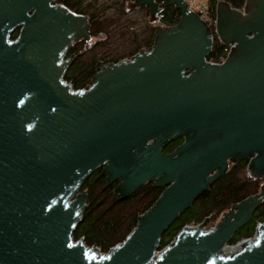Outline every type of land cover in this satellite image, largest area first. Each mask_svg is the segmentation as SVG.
Segmentation results:
<instances>
[{
  "label": "water",
  "instance_id": "1",
  "mask_svg": "<svg viewBox=\"0 0 264 264\" xmlns=\"http://www.w3.org/2000/svg\"><path fill=\"white\" fill-rule=\"evenodd\" d=\"M162 5L179 10V23L158 24L149 51L101 64L83 92L62 78L71 43L97 40L88 17L55 0H0V264H264V224L255 241L221 252L264 202V183L214 230L201 233L206 219L159 248L229 161L256 154L248 174L264 178V0L218 3V37L234 43L221 65L206 60L207 24L183 0ZM134 6L152 17L160 8L155 0ZM183 135L162 152L164 141ZM98 168L121 199L146 182L162 188L126 239L100 257L82 238L72 241L86 209L81 186Z\"/></svg>",
  "mask_w": 264,
  "mask_h": 264
},
{
  "label": "trees",
  "instance_id": "2",
  "mask_svg": "<svg viewBox=\"0 0 264 264\" xmlns=\"http://www.w3.org/2000/svg\"><path fill=\"white\" fill-rule=\"evenodd\" d=\"M205 1L206 10L212 16L220 1L227 2L233 8H242L245 2V0ZM55 2L66 5L77 14L86 15L89 22L88 34L97 37L91 45L81 39L71 46L70 52L75 54V58L63 78L75 89L87 86L101 64L123 61L126 55H134L144 46L153 45L157 26L146 24L142 27L136 22L137 12L141 11L142 17L150 16L147 6H132L131 13H127L125 3H132V0H55ZM156 18L158 23L169 27L179 23L180 12L174 5H167L159 9ZM131 22L137 23L136 26L131 25ZM16 32L17 30L11 36L14 37ZM127 33L131 36L129 45L124 43L127 47L115 50L117 44L115 41L112 42L113 37H123ZM223 47L224 43L215 37L208 57L220 53ZM82 48L84 50L80 52ZM180 142L181 140L177 144ZM246 162V159L233 160L228 169L193 200L189 208L181 211L162 235L159 248L167 245L185 224L215 219L232 204L257 193L260 179L245 172ZM81 189L85 190L87 205L75 226L72 237L75 240L82 238L84 244L96 245L102 252L123 242L137 225L138 217L154 205L162 192V188L154 186L153 182H146L131 196L121 199L115 190V184L104 189V180L97 179L96 176L84 182ZM258 221H264V202L254 213L253 219L237 231L228 244H234L241 238L250 236Z\"/></svg>",
  "mask_w": 264,
  "mask_h": 264
},
{
  "label": "built area",
  "instance_id": "3",
  "mask_svg": "<svg viewBox=\"0 0 264 264\" xmlns=\"http://www.w3.org/2000/svg\"><path fill=\"white\" fill-rule=\"evenodd\" d=\"M183 2H185V4H186L187 12L196 13L207 24V26L211 30V44H212V41H213V39L215 37L219 38L218 37V34H217V16H216V10H215V14L213 16L210 15L209 12L206 10V1L205 0H183ZM18 36H19V29H17L16 35L14 37H12L11 35L8 37V41L9 42H14V41H16L18 39ZM72 44H73V42L71 43V46H72ZM233 45H234V43L224 44V47H223V49H222V51L220 53H218L214 57H208L207 56L206 60L208 62H210V63L217 64V65L223 64L224 61L227 59V57L229 55V51L231 50V48L233 47ZM150 49H148L147 51H149ZM74 56H75L74 53H67L66 56H65V58H69L70 57L71 59H73ZM130 59H127V60H130ZM188 74H189V72H187L185 75H188ZM62 81L64 83H66V84H69L70 87H71V90H73V91L81 90V91L84 92V91H86L88 89L89 84H90L89 83L87 86H85V87H83L81 89H75V88H73L72 84L70 82H68L67 80H65L64 78H62ZM185 140H186V135H183V137L181 138V142L180 143L184 142ZM179 144H177L175 147H173L172 150H174ZM255 155L256 154H253L252 156H250L249 158L246 159L247 160V162H246V171H247V173H248V163L250 162V160ZM85 202L86 201L84 200L83 205H82V207L80 209H82L83 206H86V203ZM228 210L229 209H227L224 212H222L217 218H215V223L211 224L208 227L205 226V223L207 222L206 219H205L206 221L203 220V221H205L203 224H201L203 222V221H201L200 223H197L195 225L185 224L183 227H186V229L188 231H190V230H195L201 224V226H200L201 227V233L205 234V233L210 232V231H212V230H214L216 228V226L218 225V223L221 221L222 217L224 216V214ZM262 224H264V221L263 222H260V221L256 222L255 225H254L253 233L250 236L241 238L240 240L237 241V243L235 245L241 244L243 246V245H245L248 242L255 241L256 238L259 236V233H260L259 230H256V228L259 227V226H261ZM78 240H80V238ZM174 240H175V238H174ZM72 241L75 242L77 240H74L73 237H72ZM173 241H171L170 243H172ZM82 242H83V240H82ZM83 244H84V242H83ZM84 245H85L86 249H90L91 252L93 250H95V249H98L97 257L106 256L109 253V251L114 247L113 246V247L109 248L108 251L102 252L101 249L98 246H96V245H90V246H88L86 244H84ZM221 252H222V250H221Z\"/></svg>",
  "mask_w": 264,
  "mask_h": 264
},
{
  "label": "rangeland",
  "instance_id": "4",
  "mask_svg": "<svg viewBox=\"0 0 264 264\" xmlns=\"http://www.w3.org/2000/svg\"><path fill=\"white\" fill-rule=\"evenodd\" d=\"M129 2H127V3H125L126 5H125V10L127 11V13H131L130 12V6H129V4H128ZM109 13V12H108ZM111 13V12H110ZM137 14V18H138V21L136 20V22H138V24L137 25H139V24H141L142 25V27H144L146 24L148 25V26H157L158 24H160V23H158V20H157V18L156 17H152L151 15L150 16H143L142 17V13H141V11L140 12H137L136 13ZM135 18V17H134ZM136 24H134L133 22H131V25H134V26H136ZM162 25V24H161ZM163 26V25H162ZM113 27V26H112ZM164 27H166V26H164ZM131 36H130V34L129 33H127L126 35H124L123 37H121V36H115V37H113L114 38V40L112 41V42H114L115 41V43L117 44L116 46V49L115 50H120L121 48H123V47H125L126 45H129V38H130ZM131 42V41H130ZM124 43H126V45L124 44ZM115 45V44H114ZM127 47V46H126ZM131 47V46H130ZM130 47H128V48H130ZM151 47H148V46H144L143 48H142V50H148V49H150ZM84 49L82 48V49H80V52H82ZM132 56L133 55H126L125 57H124V59H122V60H127V59H130V58H132ZM107 64V63H106ZM232 163V161H229V163H228V165H230ZM245 172H246V167H245ZM244 172V173H245ZM264 182V178H262V179H260V185H262V183ZM81 191H85V190H82L81 189ZM86 203V202H85ZM87 205V204H86ZM229 209V208H228ZM198 223H200V222H198ZM213 223H215V219H207V222L205 223V226L206 227H208V226H210L211 224H213ZM195 224H197V223H188V225H195ZM179 232V231H178ZM177 235V234H176ZM176 235L172 238V240L171 241H173L174 240V238L176 237ZM75 240V239H74ZM170 241V242H171ZM169 242V243H170ZM168 243V244H169ZM237 243V242H236ZM236 243H234V244H228V246H231V247H235L234 245L236 244ZM238 246V245H237ZM241 248V247H240ZM159 253H160V250L158 251V252H156V256L157 255H159ZM235 254V253H234ZM224 255V254H223ZM229 254H225V256H228ZM230 255H233V254H230Z\"/></svg>",
  "mask_w": 264,
  "mask_h": 264
},
{
  "label": "flooded vegetation",
  "instance_id": "5",
  "mask_svg": "<svg viewBox=\"0 0 264 264\" xmlns=\"http://www.w3.org/2000/svg\"><path fill=\"white\" fill-rule=\"evenodd\" d=\"M156 1V0H155ZM163 1L164 0H161L160 2H157L158 4H159V6H160V8L161 7H163ZM132 4H133V6H134V0H132ZM135 7V6H134ZM138 7V6H137ZM159 8V9H160ZM92 38V37H91ZM82 38H78V39H75L74 41H73V43L74 42H76V41H79V40H81ZM71 51V48L68 50V52L67 53H72V52H70ZM74 58H75V56L73 57V59H72V62H73V60H74ZM72 64V63H71ZM179 140H181V138H178V139H175V140H170V139H168V140H166V141H164L163 143H162V152L163 153H169V152H171V150H172V148L173 147H175L176 145H177V142L179 141ZM92 176H96V178L97 179H102V180H104V186H105V183H106V180H105V175H101V168H98V169H96L95 171H93L88 177H86V179L84 180V182H86L90 177H92ZM83 182V183H84ZM115 185H116V183H114ZM107 187H109V186H107ZM107 187H104V189L105 188H107Z\"/></svg>",
  "mask_w": 264,
  "mask_h": 264
},
{
  "label": "bare ground",
  "instance_id": "6",
  "mask_svg": "<svg viewBox=\"0 0 264 264\" xmlns=\"http://www.w3.org/2000/svg\"><path fill=\"white\" fill-rule=\"evenodd\" d=\"M238 245V246H237ZM237 245H234L235 247H231V246H224L223 248H222V253L225 255V254H234V253H236V252H238L239 250H241V248L240 247H242V245L241 244H237ZM228 255V256H229Z\"/></svg>",
  "mask_w": 264,
  "mask_h": 264
}]
</instances>
